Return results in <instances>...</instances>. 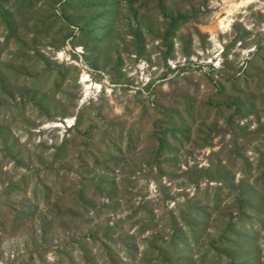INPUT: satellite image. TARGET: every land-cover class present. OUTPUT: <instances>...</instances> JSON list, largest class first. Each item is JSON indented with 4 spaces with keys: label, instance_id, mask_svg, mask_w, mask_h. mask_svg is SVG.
Masks as SVG:
<instances>
[{
    "label": "rangeland",
    "instance_id": "374dc122",
    "mask_svg": "<svg viewBox=\"0 0 264 264\" xmlns=\"http://www.w3.org/2000/svg\"><path fill=\"white\" fill-rule=\"evenodd\" d=\"M242 2L0 0V264H264Z\"/></svg>",
    "mask_w": 264,
    "mask_h": 264
},
{
    "label": "trees",
    "instance_id": "16d2710c",
    "mask_svg": "<svg viewBox=\"0 0 264 264\" xmlns=\"http://www.w3.org/2000/svg\"><path fill=\"white\" fill-rule=\"evenodd\" d=\"M178 23H179V19L177 17L171 18L170 22L168 24V27H167L166 34H171L173 32V30L177 28ZM255 181L257 183V185H255L256 187H258V186H259V188L263 187L262 185L264 184V171L261 173V175L256 177ZM246 188H247V186H246ZM246 188H245V190H246Z\"/></svg>",
    "mask_w": 264,
    "mask_h": 264
},
{
    "label": "bare ground",
    "instance_id": "6f19581e",
    "mask_svg": "<svg viewBox=\"0 0 264 264\" xmlns=\"http://www.w3.org/2000/svg\"><path fill=\"white\" fill-rule=\"evenodd\" d=\"M251 0H243V2H242V5L243 4H245V3H249ZM222 24V23H221ZM86 79H88V77H87V75L86 74H83V76H82V81L83 82H86L87 80ZM94 86L96 87L97 85H95L94 84ZM100 91V90H99ZM71 119H68V121H65L66 123L68 122V123H71ZM70 125V124H69Z\"/></svg>",
    "mask_w": 264,
    "mask_h": 264
},
{
    "label": "built area",
    "instance_id": "2783aa9c",
    "mask_svg": "<svg viewBox=\"0 0 264 264\" xmlns=\"http://www.w3.org/2000/svg\"><path fill=\"white\" fill-rule=\"evenodd\" d=\"M65 124H66V126L68 127V126H70L69 124H67L65 121H63Z\"/></svg>",
    "mask_w": 264,
    "mask_h": 264
}]
</instances>
